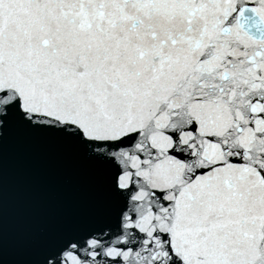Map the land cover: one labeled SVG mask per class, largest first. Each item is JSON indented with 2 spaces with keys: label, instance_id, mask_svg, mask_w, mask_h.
Returning a JSON list of instances; mask_svg holds the SVG:
<instances>
[{
  "label": "snow or ice",
  "instance_id": "snow-or-ice-1",
  "mask_svg": "<svg viewBox=\"0 0 264 264\" xmlns=\"http://www.w3.org/2000/svg\"><path fill=\"white\" fill-rule=\"evenodd\" d=\"M0 264H264V0H0Z\"/></svg>",
  "mask_w": 264,
  "mask_h": 264
}]
</instances>
